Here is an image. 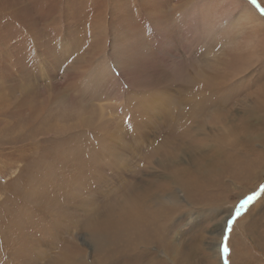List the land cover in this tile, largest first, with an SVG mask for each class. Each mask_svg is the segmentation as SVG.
<instances>
[{
    "label": "rangeland",
    "instance_id": "obj_1",
    "mask_svg": "<svg viewBox=\"0 0 264 264\" xmlns=\"http://www.w3.org/2000/svg\"><path fill=\"white\" fill-rule=\"evenodd\" d=\"M257 5L0 0V264H264Z\"/></svg>",
    "mask_w": 264,
    "mask_h": 264
},
{
    "label": "bare ground",
    "instance_id": "obj_2",
    "mask_svg": "<svg viewBox=\"0 0 264 264\" xmlns=\"http://www.w3.org/2000/svg\"><path fill=\"white\" fill-rule=\"evenodd\" d=\"M38 2V1H37ZM42 2V1H41ZM38 5V4H37ZM40 5V4H39ZM31 79V78H29ZM34 93V92H33ZM37 103V102H36ZM34 107V106H33ZM40 107V106H39ZM34 110V109H33ZM36 111V110H35ZM43 111V109H42ZM41 111V112H42ZM34 113V112H33ZM248 139V138H247ZM193 188V187H192ZM172 198L174 196H171ZM173 202L177 201V199L172 200ZM178 202V201H177ZM134 208L139 211L141 213L142 216V220L137 221L134 225H131L129 227L126 228V231H124V234H128L131 231L136 233V237L134 238V236H131L129 243H134L136 241H149L151 242L153 245H162L163 242L160 240V238L158 236H153L152 235V231L150 230V228L153 226V224L155 223V226L157 225L156 222L162 218V216L158 217V215H155L154 213H150L147 206L145 205V202L140 204V200H137L134 204ZM151 208V207H150ZM159 222V221H158ZM150 230V231H149ZM101 233V232H100ZM116 231L112 232L111 234H115ZM164 233L166 234V229L164 231ZM104 234V233H102ZM159 242V244L157 243ZM146 249V248H145ZM147 250V249H146ZM195 252V251H194ZM106 253V252H105ZM148 253V252H146ZM145 253V254H146ZM168 253V252H167ZM142 254V253H141ZM106 256H108V254H103L101 256V261L102 262H106V264H113V263H119L117 260H109ZM191 256V255H190ZM190 259V258H189ZM124 262L126 263V259H123ZM159 262V261H158ZM161 262V261H160ZM162 263V262H161ZM127 264H131V261L129 262L127 260Z\"/></svg>",
    "mask_w": 264,
    "mask_h": 264
},
{
    "label": "snow or ice",
    "instance_id": "obj_3",
    "mask_svg": "<svg viewBox=\"0 0 264 264\" xmlns=\"http://www.w3.org/2000/svg\"><path fill=\"white\" fill-rule=\"evenodd\" d=\"M249 3L252 4L253 6H256V7H259L257 5V0H249ZM259 14L264 17V8H259ZM254 199V196H249L247 197V199L243 200L240 205H239V208L237 209V215L239 214V209H243L245 207V205L249 204L250 201H253ZM233 220H227L225 221V225H226V230L230 231L231 230V226L233 224ZM223 251L224 252H228L229 249L227 248V246H225L223 248Z\"/></svg>",
    "mask_w": 264,
    "mask_h": 264
}]
</instances>
